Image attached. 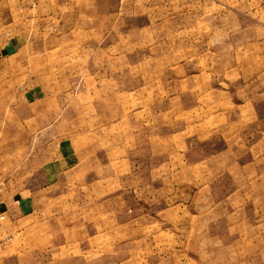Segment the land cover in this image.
<instances>
[{
    "label": "rangeland",
    "instance_id": "obj_1",
    "mask_svg": "<svg viewBox=\"0 0 264 264\" xmlns=\"http://www.w3.org/2000/svg\"><path fill=\"white\" fill-rule=\"evenodd\" d=\"M57 1L3 88L0 255L25 264L42 245L53 264H264V0ZM24 90L45 99L17 105ZM59 137L74 161L36 169L35 150ZM43 192L63 194L38 201L55 223L80 229L8 221L12 199L30 193L31 210ZM80 239L82 254L49 248Z\"/></svg>",
    "mask_w": 264,
    "mask_h": 264
},
{
    "label": "crops",
    "instance_id": "obj_2",
    "mask_svg": "<svg viewBox=\"0 0 264 264\" xmlns=\"http://www.w3.org/2000/svg\"><path fill=\"white\" fill-rule=\"evenodd\" d=\"M63 3H59L57 0H0V108L4 105H8V94H2L3 88L9 86V78L13 73H19L22 71L23 65L27 61V58L30 56H34L33 50H25V41L34 40L36 37H40V23L42 22L43 16L48 15L53 17L54 15L51 13H56V8L58 6H62ZM12 78V77H11ZM45 98L37 94H32L30 91L24 90L23 93L20 94L19 99L17 100V105L20 103H29V104H39ZM3 104V105H2ZM242 104V103H241ZM2 105V106H1ZM4 112L0 113V120L7 121L8 115H4ZM27 118H30L27 115ZM243 119L244 117L241 116ZM258 120L264 121V115H258L256 117ZM24 121V115L16 113V126L18 127L19 121ZM2 130L6 131L8 127L6 124H1ZM19 129V128H18ZM259 131V130H258ZM55 136H58L59 132L53 131ZM43 133V132H41ZM50 133V132H49ZM48 133V134H49ZM46 135V134H44ZM37 153L34 159V164L36 169L46 168V165L49 167L54 166L56 164H60L64 161H74V157L76 156L74 150H70L64 146V138H54V140L49 141L48 143L42 144L38 149L35 150ZM23 197H16L12 199V203L10 206H18L17 207V219L8 220L11 223L23 221L21 224L19 223L18 228L19 231H27L28 229L33 232H49V233H56L57 231L68 232L72 231L73 227L75 229H80V225L78 224L77 227L72 224L67 223H55V215L53 213V209L40 207L38 201L47 202L50 200L61 199L59 196L63 194H51L49 192L43 193H36L35 198L36 203L34 202V198L32 201V208L29 210V203L27 202L28 198L26 196ZM27 199L25 201V199ZM23 202V203H21ZM27 205V206H26ZM66 211H63L65 213ZM0 213H2L3 217L0 218V251L5 246L7 241L10 239V235L7 229L6 224V217L9 218L11 212L7 209L2 210L0 208ZM62 215L66 216L67 214H59V217ZM69 216V215H67ZM71 216V212H70ZM243 223V221H242ZM243 225H240L238 228V232L244 231L242 228ZM238 242L234 245V247H248L247 243H244L243 239H236ZM243 242V243H242ZM86 245L83 239L76 240L73 242H61V243H50L49 248H54L57 251H66L69 247L72 249H80V254L83 252V245ZM227 246H232L228 245ZM37 247V246H36ZM40 247V248H39ZM42 245L38 246V254H36L35 250L32 251L30 256L32 260L25 261V264H53L55 261H59V255L51 253L50 255H42L40 250H42ZM46 248L43 251H47ZM66 258L70 256V263H72V256L71 255H64ZM17 257V256H16ZM82 257V255L78 256ZM20 263L17 261V258H14V255L9 257L0 255V264L7 263L11 264ZM65 261V260H64Z\"/></svg>",
    "mask_w": 264,
    "mask_h": 264
},
{
    "label": "built area",
    "instance_id": "obj_3",
    "mask_svg": "<svg viewBox=\"0 0 264 264\" xmlns=\"http://www.w3.org/2000/svg\"><path fill=\"white\" fill-rule=\"evenodd\" d=\"M3 217V215H2V213H0V218H2Z\"/></svg>",
    "mask_w": 264,
    "mask_h": 264
}]
</instances>
